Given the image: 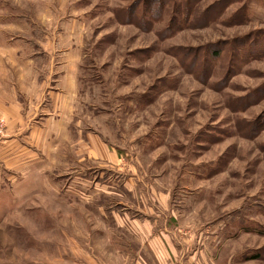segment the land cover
Here are the masks:
<instances>
[{
    "label": "rangeland",
    "instance_id": "rangeland-1",
    "mask_svg": "<svg viewBox=\"0 0 264 264\" xmlns=\"http://www.w3.org/2000/svg\"><path fill=\"white\" fill-rule=\"evenodd\" d=\"M0 132V264H264V0H0Z\"/></svg>",
    "mask_w": 264,
    "mask_h": 264
},
{
    "label": "crops",
    "instance_id": "crops-1",
    "mask_svg": "<svg viewBox=\"0 0 264 264\" xmlns=\"http://www.w3.org/2000/svg\"><path fill=\"white\" fill-rule=\"evenodd\" d=\"M152 234V228L150 226V222H146V242H147V247H154L156 252H161L162 246L160 245L159 239L155 238L151 241L150 235ZM146 264L148 262L146 261Z\"/></svg>",
    "mask_w": 264,
    "mask_h": 264
},
{
    "label": "built area",
    "instance_id": "built-area-1",
    "mask_svg": "<svg viewBox=\"0 0 264 264\" xmlns=\"http://www.w3.org/2000/svg\"><path fill=\"white\" fill-rule=\"evenodd\" d=\"M1 133V132H0Z\"/></svg>",
    "mask_w": 264,
    "mask_h": 264
}]
</instances>
